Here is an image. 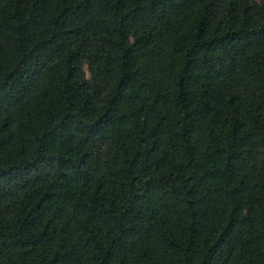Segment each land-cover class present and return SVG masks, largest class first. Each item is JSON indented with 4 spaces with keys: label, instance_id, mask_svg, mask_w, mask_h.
Listing matches in <instances>:
<instances>
[{
    "label": "trees",
    "instance_id": "trees-1",
    "mask_svg": "<svg viewBox=\"0 0 264 264\" xmlns=\"http://www.w3.org/2000/svg\"><path fill=\"white\" fill-rule=\"evenodd\" d=\"M0 264H264V0H0Z\"/></svg>",
    "mask_w": 264,
    "mask_h": 264
}]
</instances>
